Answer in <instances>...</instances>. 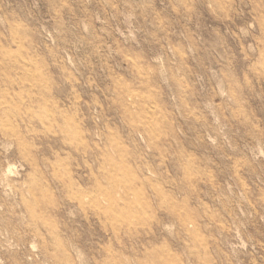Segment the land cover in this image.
Instances as JSON below:
<instances>
[{"label":"rangeland","instance_id":"1","mask_svg":"<svg viewBox=\"0 0 264 264\" xmlns=\"http://www.w3.org/2000/svg\"><path fill=\"white\" fill-rule=\"evenodd\" d=\"M0 264H264V0H0Z\"/></svg>","mask_w":264,"mask_h":264}]
</instances>
